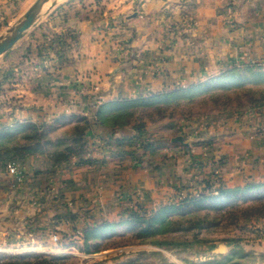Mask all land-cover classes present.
<instances>
[{
    "label": "rangeland",
    "instance_id": "obj_1",
    "mask_svg": "<svg viewBox=\"0 0 264 264\" xmlns=\"http://www.w3.org/2000/svg\"><path fill=\"white\" fill-rule=\"evenodd\" d=\"M36 1L0 0V42ZM73 1L56 0L0 55V73L6 80L12 77L17 61L30 58L32 49L39 50L45 43L49 48L57 45L61 36L54 28L58 22H48L47 15ZM232 69L238 71L232 80L226 77L224 84L214 80L220 73L188 87L205 85L204 90L171 96L168 94L173 91L165 92L150 104L123 109L135 126L142 127L138 157L134 158L141 166L157 170L158 159L152 153L160 148L184 151L187 160L177 154L181 166L188 162L192 150L201 153V158H189L196 163L191 169L197 172L177 174L171 183L170 179L162 181L163 189L155 198L154 190H135L133 182L127 184L128 189L120 186L113 194L118 205L110 202V195L103 198L106 183H85L80 197L72 179L25 183L28 160L34 164L35 180L54 181L63 169L71 172L90 164L85 137L88 128L84 129V159L88 161L79 163L73 155L80 150L78 135L86 126L80 117L0 126V146H18L15 155H24L23 162H0L4 177L15 178V183H0V256L66 258L59 264H264V181L248 178L227 183L222 176L225 158L213 156L218 147L214 131L228 121L241 124L264 103L263 66L256 63L227 70ZM186 131L197 132L187 135ZM6 133L12 134L8 140ZM178 138L182 140L174 141ZM167 159L161 157L162 162ZM205 168L209 171L203 173ZM95 184H99L97 190ZM225 190L240 191L229 194ZM165 207L168 209L157 215ZM150 219L153 226L149 229ZM102 224L107 227L99 228ZM221 245L223 251H219Z\"/></svg>",
    "mask_w": 264,
    "mask_h": 264
},
{
    "label": "crops",
    "instance_id": "obj_2",
    "mask_svg": "<svg viewBox=\"0 0 264 264\" xmlns=\"http://www.w3.org/2000/svg\"><path fill=\"white\" fill-rule=\"evenodd\" d=\"M47 17L58 22L54 29L60 40L54 48L45 43L32 49L29 59L15 63L8 80L0 73V126L86 118L90 164L63 169L54 181L35 180L34 164L25 165V183L72 179L79 197L85 183H106L103 198L110 195L117 203L116 190L133 182L135 190H154L155 198L163 189L159 183L197 172L189 158H201L198 149L192 150L181 166L177 157H185L184 151L160 148L152 153L157 170H149L134 160L139 153L134 123L110 127L101 125L99 116L123 102L188 88L230 68L256 63L264 68V0H75ZM236 122L213 130L218 145L213 156L225 158L223 179L264 181V105L239 126ZM0 176V183H15L12 176Z\"/></svg>",
    "mask_w": 264,
    "mask_h": 264
},
{
    "label": "trees",
    "instance_id": "obj_3",
    "mask_svg": "<svg viewBox=\"0 0 264 264\" xmlns=\"http://www.w3.org/2000/svg\"><path fill=\"white\" fill-rule=\"evenodd\" d=\"M227 71L222 72L221 75L218 76L217 78H215L214 80H216V82L218 84H224L226 77L228 79L232 80L233 74H235L238 70L232 69V70H229L228 72ZM236 75H238V74H236ZM204 86L205 85H198V86H194L192 88L178 89L176 91L169 93L168 95L171 96V95H174L178 92L188 93L191 90H204L205 89ZM161 96H163V94L155 96V97L146 98V99H139L136 101L123 102V103L119 104V108L117 110L110 112L106 117H102V116L98 117V115H97L98 121L100 122L101 125L110 126V127L126 126V125H129L131 123H134L135 133L133 134L132 139L138 141V139H140V137H141L142 127L140 125L135 126L136 125L135 122L130 121V119L127 117V115L123 109L128 105H130V106H135V105L145 106L147 104H150L151 101L154 102V101L159 100L161 98ZM260 105L263 106L264 103H261ZM80 120L85 122L86 126L82 128L83 130L80 129V133L78 135V138L81 141L80 150L75 152L73 155L75 156V158L78 159L79 163H86L88 160L86 161L84 159V155L87 151L86 143L84 141V129L89 128V121L84 117H80ZM6 134H5L6 140H8L12 137L11 136L12 134H10V133L7 135ZM143 144H145V143H143ZM17 147L18 146H15V147H12L10 149L8 147L0 146V162L6 161L7 159L15 160L18 162H23L24 161V155H15V152L18 150ZM146 147H148V144H146ZM65 161H67V160L65 159ZM67 162H69V161H67ZM252 187H255V186H252ZM238 191H240V190H236V191L225 190L223 192L231 194L233 192L235 193ZM167 209H168V207L163 208L157 215L162 214ZM156 219H157V216L155 217V220ZM152 222H153L152 219H150L148 221L147 228L150 229L153 226ZM105 227H107V225L102 224L99 228H105ZM146 230H148V229H146ZM65 260H66V258H64V257H46V256H42V255H35V254H32V255H16V256H0V264H53V263L59 264Z\"/></svg>",
    "mask_w": 264,
    "mask_h": 264
},
{
    "label": "water",
    "instance_id": "obj_4",
    "mask_svg": "<svg viewBox=\"0 0 264 264\" xmlns=\"http://www.w3.org/2000/svg\"><path fill=\"white\" fill-rule=\"evenodd\" d=\"M56 0H37L23 18L15 25L11 34L0 42V55L8 51L51 6L55 5ZM178 138L174 141H181ZM224 246H219V251H223Z\"/></svg>",
    "mask_w": 264,
    "mask_h": 264
}]
</instances>
